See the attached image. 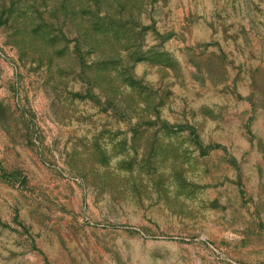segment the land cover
Segmentation results:
<instances>
[{
	"label": "rangeland",
	"instance_id": "rangeland-1",
	"mask_svg": "<svg viewBox=\"0 0 264 264\" xmlns=\"http://www.w3.org/2000/svg\"><path fill=\"white\" fill-rule=\"evenodd\" d=\"M0 264H264V0H0Z\"/></svg>",
	"mask_w": 264,
	"mask_h": 264
}]
</instances>
